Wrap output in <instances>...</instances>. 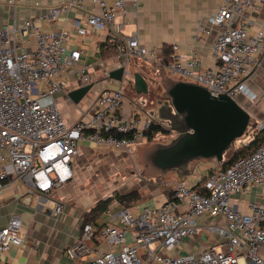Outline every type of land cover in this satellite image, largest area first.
<instances>
[{"label": "built area", "instance_id": "2783aa9c", "mask_svg": "<svg viewBox=\"0 0 264 264\" xmlns=\"http://www.w3.org/2000/svg\"><path fill=\"white\" fill-rule=\"evenodd\" d=\"M92 1L99 9L86 15L87 25L109 29L116 58H125L115 59L117 67H125L123 80L131 76L129 64L136 58L203 85L213 96L228 95L240 104L242 95L251 101L258 98L246 77L264 54V21L257 25L253 16L264 0H221L207 21L199 24L196 39L215 35L214 64L206 68L199 54L180 51L177 42L170 44L167 61L137 33L125 34V23L117 20L120 13L127 15L125 0ZM69 5L83 7L82 0H70L65 6ZM63 9L53 7L49 17ZM87 31L78 27L80 35ZM67 38L66 29L46 31L31 18L0 27V188L6 180L16 179L27 185L30 194L52 193L74 178L73 163L82 143L132 156L133 147L146 139L155 119L150 112L142 111L143 115L140 106L131 113L123 111V80L111 78L108 68L105 81L116 80L118 85L102 83L93 98L86 94L75 103L69 96L72 77L79 79L80 86L93 80L88 65L81 63L82 51L68 50ZM59 94L77 105L86 101L74 123L66 121ZM263 128L264 119H256L247 130L252 132L250 139ZM251 188L255 198L245 202L241 195ZM64 209L62 201H55L52 214L60 216ZM203 216L205 230L223 240L182 252L181 243L198 230L197 218ZM119 222L103 225L100 232L92 222L84 223L80 235L66 247L67 255L87 264H264V140L225 168H213L197 186L177 181L171 198L161 205H145L137 214L124 206ZM128 231H134L130 243ZM98 236L110 242L109 249L99 248ZM24 238L21 216L15 213L0 228V264H14L4 262L3 254Z\"/></svg>", "mask_w": 264, "mask_h": 264}, {"label": "crops", "instance_id": "0c3cea01", "mask_svg": "<svg viewBox=\"0 0 264 264\" xmlns=\"http://www.w3.org/2000/svg\"><path fill=\"white\" fill-rule=\"evenodd\" d=\"M70 0H0V27L20 24L24 20L31 18L35 24L46 31H58L66 29L68 38L66 46L68 50L79 49L82 51L81 63L88 65L89 72L92 75L93 86L91 92L93 98L100 90L102 83L117 86L116 80L107 79L105 81L104 70H113L117 68L115 59L123 60L124 56H118L113 49H106L100 44L109 39V29H91L87 25L86 15L98 11L99 7L92 0H82L83 7L78 5H69ZM127 15L120 13L118 21L124 22V33H137L141 41L150 47H153L158 53L165 56L164 46L170 48L172 42L179 44V49L186 53H197L202 60V67L206 68L214 64L211 53L212 42L215 38L214 32L210 35L196 39L195 32L200 23H205L208 16L217 10L221 0H125ZM179 6H185L186 11L191 16L180 19L175 9ZM53 7H64V9L54 18L49 17ZM66 7V8H65ZM256 24L264 21V6L253 15ZM79 26H85L87 33L80 35ZM252 31L253 28L250 27ZM144 61L145 65L150 64L146 60L131 58L129 70L131 73L130 83H133V73L140 72L135 68L136 61ZM201 68V66H199ZM150 78H157L148 71ZM145 77V76H144ZM149 88V79L146 78ZM178 80H182L181 78ZM101 82V83H100ZM248 85L258 93L256 101L249 100L246 96L240 97L241 104L251 113L253 119H264V54L261 55L259 63L253 68L250 75L246 77ZM80 81L76 76L72 77L69 84L70 90L78 88ZM95 87V88H94ZM168 92V86H165ZM168 98L158 99L157 107L146 108L143 104L135 101L131 102L127 95L124 104V112H133L138 108L140 111L150 112L154 118L162 121L159 109L163 107L165 114L168 111ZM59 106L68 123H74L81 114L80 108L84 105L74 104L71 100L65 98L63 94L58 95ZM145 112H142L144 115ZM164 121V120H163ZM94 150H109L118 153L120 158H128L124 151L99 148L91 143H82L80 154L73 163L74 179L59 187L52 193L30 194L28 187L20 180L8 179L0 188V228L5 226L10 217L17 213L22 219V230L25 232L23 243L19 246L11 245L3 254L4 262H13L14 264H87L86 260H75L66 253V247L71 245L75 238L80 235L82 226L87 214L91 212L99 200L107 199L102 196L100 190L89 188L85 176L78 173L77 166L87 165L94 160L92 153ZM132 157V156H131ZM116 164L118 158L111 157ZM199 160V159H198ZM116 161V162H115ZM108 162V160H107ZM197 160L189 163L187 169L197 167ZM218 166V165H217ZM77 167V168H75ZM215 168V167H214ZM76 169V171H75ZM213 168L210 169V171ZM209 171V172H210ZM165 179L159 184L157 181H150L149 186L145 185V193L142 198L130 204H125L117 199H113L107 205V208L98 214L96 219L98 224H120L119 211L124 206H129L132 211L138 213L145 205L157 206L164 203L172 195V188L177 181L184 180L183 171L176 169L161 173ZM208 174V173H207ZM207 174L203 175L206 176ZM91 178H101L99 174ZM201 179L194 182L196 185ZM95 182V181H94ZM154 185H153V184ZM149 189H147V188ZM131 190L124 192L128 193ZM252 199L255 198V189H252ZM156 193H159L157 196ZM246 193L241 198L246 200ZM55 201H62L65 204L64 212L60 216H54L52 209ZM245 203L241 204L244 208ZM117 208L116 211L113 209ZM207 217L197 218L198 230L187 237L181 243L182 252L199 251L200 249L213 244L214 240H223L216 233H208L204 228ZM134 231H128L126 240L132 241ZM101 250L110 248V242L105 238L98 236L95 239Z\"/></svg>", "mask_w": 264, "mask_h": 264}, {"label": "water", "instance_id": "95a60500", "mask_svg": "<svg viewBox=\"0 0 264 264\" xmlns=\"http://www.w3.org/2000/svg\"><path fill=\"white\" fill-rule=\"evenodd\" d=\"M124 66L110 71V77L123 80ZM137 93H148V82L140 72L133 73ZM93 83L82 85L69 92L79 103L91 90ZM168 111L161 107L159 114L178 136L156 147L154 164L160 171H184L189 163L201 158L223 161L224 153L236 139L253 125L251 113L228 95L213 96L208 88L195 82L178 80L168 88Z\"/></svg>", "mask_w": 264, "mask_h": 264}, {"label": "rangeland", "instance_id": "374dc122", "mask_svg": "<svg viewBox=\"0 0 264 264\" xmlns=\"http://www.w3.org/2000/svg\"><path fill=\"white\" fill-rule=\"evenodd\" d=\"M178 14V18L183 19L191 16L188 11H186L185 6H179L175 9ZM135 68L141 71V74L149 79V92L148 93H137L134 88V85L130 83V78L126 77L123 80V90L125 95L139 104H143L146 108H152L153 106L157 107L158 99L160 98H168V92L166 85L168 87L171 86L172 83L178 81V79L182 78L181 76L174 75L159 65L147 64L145 65L144 61L138 60L136 61ZM152 73L157 80H153L150 78V74ZM95 88V87H94ZM93 96L92 92L89 91L87 93V97ZM86 101L82 102L80 105H84ZM62 109V105H60ZM142 113V111H141ZM255 123V119L251 120ZM165 123V127L167 128L168 136H162L161 134L157 135L152 140L144 139L142 142L136 144L133 147L132 157L127 156L128 158H120L118 153L109 151V150H94L92 156H94V160L87 165L77 166L78 173L80 175H84L87 180V186L89 188H95L100 190L102 196L110 197L111 195L114 198L117 197V193L124 194L127 190H138L140 193H145V185L149 186L150 181H157L159 184L162 182L164 177L162 178V172L159 167L154 164L153 161V153L161 144H166L172 141L174 138L178 136V131L173 128L168 122L163 121ZM251 130L245 133L240 138L236 139L234 143L229 147L228 150L224 153L223 161H218L214 158H201L197 160V167H194L184 175V181L187 185L191 186L194 182L203 178V175L209 173L211 168L220 165L222 162L229 161L235 157V154H242V150L245 148V145L249 141L251 137ZM115 156V159L118 158V161L113 163L114 161H110L111 157ZM108 160V162H107ZM75 167V168H77ZM76 171V169H75ZM95 174H99L101 178H91ZM76 172L74 173V177ZM74 179V178H73ZM71 181V180H70ZM69 181V182H70ZM73 181V180H72ZM95 181V182H94ZM153 184V183H152ZM154 185V184H153ZM147 188V187H146ZM149 189V188H147ZM155 194L158 196L159 193ZM252 191L249 189V193L246 194L245 199L248 201L252 199ZM113 209V208H112ZM117 208L113 209L116 211ZM134 214H137L136 211H132Z\"/></svg>", "mask_w": 264, "mask_h": 264}, {"label": "trees", "instance_id": "16d2710c", "mask_svg": "<svg viewBox=\"0 0 264 264\" xmlns=\"http://www.w3.org/2000/svg\"><path fill=\"white\" fill-rule=\"evenodd\" d=\"M100 46L103 47V48H106V49H113L114 53L115 54L117 53L116 47L114 45V42L110 38L107 41L102 42L100 44ZM164 49H165V58L168 61L169 58H170V56H169L170 55V48L167 45H165ZM167 131L168 130L165 127V123L164 122H162L160 120H157V119H154L151 122L150 127L146 130V140L148 141V140L154 139V135H157V134L158 135L161 134L162 136H168ZM121 135H123V134H121ZM263 140H264V128L261 131L257 132L256 135L247 142V144L245 145V148L242 150V154L241 155H238V153L235 154V157L233 159H231L229 161H226V162H222L220 164V166L225 168L226 166L231 164L235 159H237L239 156L249 154ZM188 172H190V169H185L183 171V174H187ZM161 176H163V175H161ZM206 176H204L202 179H204ZM198 183L196 185H194V186H197ZM116 195H117L116 198H114V196L111 195L110 197H107V199L99 200L97 205L95 207H93L91 212H89L87 214V217H85L84 223L92 222L97 227V231L100 232L102 226L105 225V224H102V225L98 224L96 219L98 218L97 217L98 214L101 213L103 210H105L107 208V205H108V203L110 201H112L113 199H117L120 202H123V203L128 205V204H130V203H132L134 201L139 200L143 196V194L140 193L138 190H132V191H130L128 193H125V194L117 193ZM171 196L172 195H170L169 198H171Z\"/></svg>", "mask_w": 264, "mask_h": 264}]
</instances>
